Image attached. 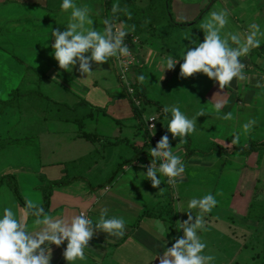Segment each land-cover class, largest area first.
<instances>
[{
    "label": "crops",
    "instance_id": "crops-1",
    "mask_svg": "<svg viewBox=\"0 0 264 264\" xmlns=\"http://www.w3.org/2000/svg\"><path fill=\"white\" fill-rule=\"evenodd\" d=\"M149 1V4L146 6H140L141 4L138 0H133L128 4L129 9L133 10L131 15L142 24L139 25L142 31L137 34V36H134L131 32L129 34L136 40L133 48L135 49L140 46L146 47L144 54L146 61L140 66L139 75H145L147 79L152 81L151 83L162 85L169 84L167 85L168 87L174 84V82L182 83L183 87L187 86L186 83L191 82H195L197 85L204 84L209 79L201 81V79L204 78L203 74H195L192 77L181 78L179 63L173 70L165 71L162 67L158 66L160 59L169 53L180 58L183 46H190L189 40H184L186 34L202 42L203 32L200 30L202 19L206 17L210 11L219 10L221 7L232 10V7L237 6L240 0ZM76 2L78 4H87L91 8L92 16L95 20L94 27L102 29L103 25L100 21L105 19L104 0H76ZM59 5L60 0H0V101H9L11 99V94L16 90L23 93V95L20 96L17 107L8 106L0 112V145H3V148L0 147V156L6 150H11L10 155L15 156L20 163L23 162L21 163L23 166L27 163L26 158H33L31 154L33 149L27 150V148L31 147L35 140H39L38 136L35 134L27 135L25 128H22L16 138L10 135L21 123V105L22 101L26 100V95L28 93L41 94L51 101H63L61 98L65 97L63 99H66V96L69 97L67 94H72V99L68 98L67 100L74 101V97L86 101L90 100V102H85V106L88 108V112H86L85 115L77 117V119H68V121L78 124V130L75 132L74 136L71 137V141H74V138H76L83 139L86 144L91 141L97 142L101 147L100 150H103L102 155L107 158L108 162H111V165L108 166L107 161L104 164V161L101 160L100 150L96 149L90 151H95L99 159L95 161L96 164L94 168L87 172V176H85L84 179L81 177L69 186L55 188L50 198L49 212L54 216L65 214L70 216L74 212L85 211L95 222L99 217L101 209L107 208L109 216H123L126 219L127 224L124 237L117 239L108 237L103 233L95 234L89 242L90 251L86 252V261L77 262V264H159L158 260H154L153 262L152 260L156 255L162 254L164 245L166 247H171L173 241L171 226L167 222L169 217L168 213H166L168 217L155 215L156 210L159 209L162 212L168 207L166 183L169 185V181L166 177H161L162 184L159 186L158 190L161 191L163 188L165 194L162 199L156 203L155 201L158 199L157 197L155 199L156 192H154V188L151 187V182L142 180L143 177H140L142 173H146V168L151 164L152 159V157L148 155L152 145L150 144V138H147V134L149 135V133L146 126L145 128H143L144 126L142 127V138L139 139L137 134L133 132L130 139H121L118 136L119 132L121 133L120 128H118L120 124H117L118 126L114 124L116 127L113 128L114 122L111 119L107 120L105 118L108 117V113L107 111H102L104 107H94L97 105L92 104V101L101 99V101H104V106L108 108L110 103L109 98L114 95H120L117 97L118 100H116V103L109 106V109L111 108L114 112L116 111L123 115V120L129 117L130 113L125 104L126 100L121 98L123 92L121 91L120 93L114 94L116 86L112 72L109 73L107 79H103L101 82V79H99L96 74L89 77L87 80H81L79 79L81 74L77 75L79 72L76 69H73L72 72H66L58 67L57 62L51 55V44L54 43V41L50 38V32L56 29L63 31L66 27L68 15L60 10ZM217 5L221 7H217ZM255 15L253 14L250 18L241 16V25L237 26V28L229 26V30L244 31L247 25L253 21L264 24V17L256 19ZM27 44L38 46L39 49L35 48V52L45 48L46 52L39 51L38 57L36 58L38 62L37 67L45 69V72L33 71L34 69L32 70V68L25 67L23 66L24 64H21L23 60L19 55L23 52H19V50L22 46ZM8 49L12 51V54ZM14 50L16 51L14 52ZM241 59L245 64L244 74L247 79L244 81L233 80L232 83L224 89H229V91L233 89L235 93H229V91L219 93L215 96V101L222 99L225 104L224 107H226L227 110H234L233 113L235 117L231 122L237 127H241L247 119L254 118L256 124L253 128L248 132H244L242 127L241 130L243 136L246 135L244 136L245 139L261 142L264 141V44L258 49H253L248 56L242 57ZM182 62L181 60L180 63ZM108 64L111 66L112 70L113 68L115 70L112 60H110ZM108 64L105 63L100 65V67L105 70L106 66L109 67ZM6 68H8L9 72L5 70ZM95 68L96 66L93 65V69ZM54 69L56 70L53 72ZM30 73H34V75L37 76V82H34L35 78L31 83H29L31 80L27 81L26 77ZM12 74L18 76L12 77ZM11 78H13L14 82L18 81V84H16V82L15 85L12 84ZM76 80L81 81L77 82ZM26 83L33 89L23 88ZM33 83H35L36 87H33ZM212 83L215 84L213 81ZM258 83L261 87H257ZM83 86H85V92L83 91ZM201 89L203 88H200V90ZM149 91L151 92V90ZM183 91L184 92L180 94L185 95L180 97L179 94L174 95L172 91L165 90L164 92L162 91V96L160 98L156 96L157 99L152 97L151 100L159 102L163 108L165 105H168L167 103L165 104V101H171V95H174V97L179 99V104L184 105L183 99L189 94V91ZM59 94H65L66 96H59ZM83 94L85 95L84 98ZM96 96L97 98L95 99ZM163 98L167 99L163 101ZM55 103L56 105L61 104V102L57 101H55ZM127 104H129V102ZM27 105H29V103ZM138 106H140V103ZM39 107L43 112L40 115L42 122L45 124L47 118L54 122L51 109L43 107L42 104H40ZM91 107L99 108V111H97V109L93 111ZM144 108L146 110L147 106ZM144 108L141 109L142 112L145 111ZM182 110L185 111V108H182ZM95 113H98L97 117L101 115V117L104 118H92ZM159 113L160 115L157 114L158 116L165 117L163 112ZM6 116H9V119L3 122ZM113 120L118 123L120 122L119 118ZM88 121L94 123L93 132H88ZM147 123L148 122H146V124ZM154 123V132L159 139V125L156 121H154ZM127 127L129 129L132 128L131 131H136L131 123L130 125L128 124ZM166 127L164 128L166 129ZM144 130L146 132H144ZM98 131L102 134H99ZM47 132L48 130L44 133ZM159 132H162L161 128ZM56 133H59V130ZM84 134L86 138L83 136ZM54 139H56V137L50 136L47 140H42L41 144L44 149L47 150V148H50L51 152H54V146L50 147V145H48L52 144ZM216 146L225 148L220 145ZM245 146V143L241 144V147ZM135 149H137L140 157L134 162L123 165L122 162H120L121 154L125 153L124 161H129L135 157V153H137ZM36 150H38V146H36ZM174 151L175 154L179 156L182 152L185 154L186 149L181 146ZM67 153H70L68 149L61 157L67 156ZM115 153L119 154V156L117 155V161ZM253 154L254 153L249 156L241 155V186H238L241 188L242 196H257L259 194H264V182L262 181L264 175L261 174V166L264 165V158H255ZM78 159L73 160V158H65L63 161L61 160L59 162L71 163L76 162ZM186 160L187 158L185 161ZM114 162H117V170L113 166ZM37 163L39 167H42V163H40L39 160ZM48 164L51 166L52 163L50 162ZM186 166L187 164L185 163V168L187 169ZM64 169L61 170L62 175L58 179L51 181H58L64 177ZM7 170H9V168H7ZM18 170L21 172L25 169L22 167ZM13 171L15 170H11V172L7 171L5 175L15 176ZM29 178H32V176L27 173L18 178L16 177L20 195L24 189L33 187ZM191 181H193V179H188L187 173H184L174 184V190H178L179 188V190L187 192V186H194V183ZM127 186L131 187L130 191H125L127 190ZM230 188L231 192L229 194L232 195L233 188ZM185 194L183 195L188 198L186 204L181 202L179 198L180 193H177V196L175 195L177 203L174 202V205L178 222L187 219V214L185 213L188 211L187 202L195 198H190L191 196L187 195V193ZM172 195L174 198L173 193ZM42 203L40 205H42ZM4 207H13L16 211H19L21 208L13 197L10 189L5 184L0 187V210ZM226 208L228 207L220 210L218 205H216L210 212L211 215H215V217H213L216 221L215 225L220 221L222 224H225L226 228L231 227V224L234 222V212L231 208L230 211L226 210ZM193 212H195V210H193ZM207 218L208 217H205V221H208ZM156 220H160L165 228L169 229L168 232L166 231L163 234H159L155 226ZM28 222L31 223V218H29ZM178 235H182V232L178 233ZM241 238V252H235L229 258L224 257L223 259L227 262H221L220 264H264V213L261 216L247 213L241 215ZM201 239H203V237H201ZM51 248L52 255L50 264H67L63 256L65 245H61L60 247L53 245ZM238 258L241 260H237ZM223 259L221 260L223 261Z\"/></svg>",
    "mask_w": 264,
    "mask_h": 264
},
{
    "label": "clouds",
    "instance_id": "clouds-1",
    "mask_svg": "<svg viewBox=\"0 0 264 264\" xmlns=\"http://www.w3.org/2000/svg\"><path fill=\"white\" fill-rule=\"evenodd\" d=\"M59 7L68 14L66 27L63 31L51 30L50 38L54 41L51 55L60 69L66 72L76 69L86 77L81 80H87L100 71V65L108 64L110 60L118 64L131 63L132 54L125 41L130 32L135 31V25L117 26L105 18L100 21L103 25L101 29L94 27L92 10L87 4H78L76 0H60ZM111 12L113 19L121 12L131 18V13L127 8H121L119 3L113 4ZM229 26V10L221 8L210 11L200 24L202 42L186 34L184 40H189L190 46H183L180 58L169 53L160 59L158 66L165 71L173 70L179 63L181 78L203 74L221 89L229 86L233 80H246L245 64L241 58L264 44V24L250 22L244 31L229 30ZM93 65L96 71H93ZM137 80L144 83L146 77L141 74ZM257 87L261 85L258 83ZM224 106L222 99L212 105L217 119L230 121L232 113H223ZM162 112L167 120V132L172 138L181 139L196 133L197 118L207 115L205 111H199L189 116L177 103L165 105ZM146 121H157V117L148 116ZM255 124L256 120L249 118L241 127L244 132H248ZM146 127L152 130L155 124H146ZM239 140V133H233L231 143L235 145ZM175 148L171 147L168 135L162 136L154 148L150 147L148 155L152 157L151 164L140 177L150 181L152 188H159L161 177L175 184L185 173V163L175 154ZM216 205L217 199L212 193L190 199L187 202L188 211L185 212L187 219L177 222L176 231L182 232V235L173 238L171 247L164 245L162 254L156 255L152 262L212 264L215 257L205 253L207 245L201 239V233L206 231L205 215ZM29 218L31 223L28 222ZM126 224L123 216H109L107 208L101 209L94 222L85 211L74 212L70 216H54L38 202L28 199L19 211L13 207L0 210V264H50L53 245H65L63 256L67 264L84 262L87 259L86 252L90 251L89 242L95 234L103 233L119 239L125 236ZM155 226L159 234L169 230L160 220L155 221Z\"/></svg>",
    "mask_w": 264,
    "mask_h": 264
},
{
    "label": "rangeland",
    "instance_id": "rangeland-1",
    "mask_svg": "<svg viewBox=\"0 0 264 264\" xmlns=\"http://www.w3.org/2000/svg\"><path fill=\"white\" fill-rule=\"evenodd\" d=\"M115 1V2H114ZM138 2L141 4L140 6L144 5L146 6L149 4V0H138ZM114 4L119 3L121 8H127V10L130 13H133V10L129 9V6H127L126 0H113ZM217 7H221L220 5H217ZM223 8V7H221ZM108 9L109 6H108ZM230 26L232 28H237V26L241 25L242 17L250 18L253 14L255 15L256 19L264 17V0H241L238 2L237 6H233L232 10L230 9ZM111 13V12H110ZM122 15L126 18L128 16L124 15L122 12L118 13L117 15ZM232 15V17H231ZM117 25V23H116ZM121 23H119L117 26H120ZM27 38V37H26ZM127 43V42H126ZM130 51H131V58L134 59L132 64L122 67L121 69H118L115 67V70L106 66L105 70H103L99 66V70L96 75L98 76L100 81L102 82L103 79H107L109 77V73L112 72L114 83L116 86L115 93H120L121 91H124V88L128 90V93L132 94V96L135 93V90L142 91L147 98L152 99L156 96L160 98L162 95V91H172L174 95L179 94L180 97L185 94L183 93V90H188L189 94L185 96L183 99L184 105L179 104V99L174 97V95H171V101L166 100L167 98H163V101H165V104H172L177 103L181 106V108H185V111L189 116L195 115L197 112L205 111L207 113L206 116H201L197 118V132L193 133L183 139L181 138H172L171 134L167 132V129L164 127L167 126V120L165 117L158 116L160 115L159 112H162L161 110H158L157 106L155 105H145L140 103V106H138L136 103L135 105L139 107V110L143 109L145 106H147L145 111L139 113V115H135L133 109L131 106H129L128 100L123 97V94H121V98L123 100L125 99V104L127 105V109L129 110V117L123 120V115H121L118 112H114L109 109V106L113 103H116V100H118L117 97L120 95H114L109 98V106L108 108L104 106V101L101 99H97V101H92V104H95L99 107L103 108L102 111H107L108 117H105L107 120H112L113 128L116 126L114 124H120L118 128H120L121 133L119 132L118 136L121 139L128 138L133 135V132L137 134L138 138L143 137V130L142 127L145 128L146 126V117L155 115L157 117L156 123L159 125L158 130L162 132L159 135V139L164 136L168 135L170 139V145L172 148L178 149L181 146H183L186 149L185 154L182 152L179 156L182 158L184 163L187 164V169L185 173L188 175V179H193L194 186L189 185L187 186V192H184L182 190H174V184L169 183L172 193L174 194V202L177 203L176 194L180 193L179 198L181 199V202L183 204H186V201L188 198L185 196L187 195L191 196L190 198H200L205 194L212 193L215 198L217 199V205L220 210L225 209L230 211L231 209L234 212V222L231 224V227L225 226V224H222L220 221H218L217 225L216 221L213 219L215 215H211L210 213L206 214L205 217H208L206 221V231L202 232L203 241L206 243L207 247L205 249V253L209 255H213L215 257L212 264H220L221 262H227L223 258L224 257H230L233 253L241 252V215L247 213L255 216H261L264 213V194H259L257 196H251V195H241V188H239L238 185L241 186V155L238 154H228L224 155L222 153H215L209 156H202L200 154L191 155L188 158L186 157V153H188V150L195 149L198 152H205L211 147H214L216 145H220L225 147L226 150H231L234 146H240L241 144L245 143L246 145L251 142L249 139H245L243 132L241 130V127H237L234 123H232V119L235 117L234 110H227L226 107L222 109L223 113H232V119L230 121H224L216 118L215 112L213 110L212 105L216 102L215 97L219 93H225L229 91V89H221L218 84L212 83V81L207 80L204 84H195V82L186 83L187 86L183 87L182 83L180 82H174L170 87L167 85L162 84H155L151 83L149 79L146 78L144 83H140L137 80V77L140 74V66L143 65L146 61L145 59V46H140L137 48H133L130 43H127ZM35 48L39 49L38 46H32L30 44L24 45L20 48L19 52H23L19 55V57L23 60L21 63L25 67L32 68L33 71H40L45 72V69L38 68V62L36 58L38 57V52L45 51V48L39 50L38 52H35ZM8 51L11 53L12 51L8 49ZM16 50H14L15 52ZM12 54V53H11ZM16 55V54H15ZM113 61V60H112ZM114 65V61H113ZM115 66V65H114ZM49 68V67H48ZM5 70L8 71V68ZM56 69L53 70V72ZM97 68L93 69V71H96ZM32 71V72H33ZM9 72V71H8ZM114 72V73H113ZM116 72V74H115ZM77 75H80L78 73ZM124 76L127 79V83L120 80L119 76ZM18 76V75H16ZM14 74H12V77H16ZM69 76V75H67ZM79 79H85L86 77H83L82 75L79 76ZM115 77V78H114ZM35 78V79H34ZM152 78V77H151ZM27 81L31 80L29 83L32 82L34 79V82H37V76L34 75V73H30L26 77ZM172 79V78H171ZM170 79V80H171ZM204 79H208L206 76L201 79V81H204ZM78 82V80H76ZM12 84L15 85L18 84V81H13V78H11ZM33 87H36L35 83L32 84ZM17 86V85H16ZM23 86V85H22ZM76 87V86H75ZM231 87V86H230ZM23 88H32L27 83L23 86ZM83 91L85 92V86L82 87ZM200 88H203L200 90ZM33 89V88H32ZM129 89H132V93L129 91ZM151 90V92L149 90ZM163 89V90H162ZM92 92V91H89ZM153 93V95H152ZM229 93H235V90H230ZM113 94V93H112ZM157 94V95H156ZM66 96L65 94H59V96ZM69 97L66 96V99L61 98L63 101L58 100H49V98L43 97L41 94L28 93L26 95V100L22 101V110H21V123L17 127V129L10 133L13 137H18L19 132H21L22 128H25L27 135H37L39 140H35L31 147L27 148L33 149L31 151V154L33 155V158H26L27 163L24 164V166L21 164L23 162L17 161L16 157L11 154V150H6L1 156H0V177L5 175L7 171L15 170L13 171V174L18 178L22 176L23 174H31L32 178H29L31 180V183L33 184V187L24 189L21 193V197L24 201L31 199L34 202H38L39 204L43 201V193L41 190V186H44L46 182H52L51 180L58 179L62 175V169L66 168L67 171H71L74 168H77V171L74 170L75 176L80 179L85 176H87V172L92 170L96 164V160L98 159V156L95 154V151L90 152L92 150H100L101 147L99 144L95 141L88 142V144L85 143L83 139H76L74 138V141H71V137L74 136L75 132L78 130V124L75 122L68 121L70 118H76L81 117L88 112V108L85 106V102L90 100H84V99H77V97H74V101L67 100L72 99V94H67ZM159 95V96H158ZM83 94V98H84ZM109 97V96H108ZM187 97V98H186ZM97 96L95 97V99ZM153 98V99H154ZM93 100V99H91ZM160 100V99H159ZM55 101L61 102V104L56 105ZM71 101V102H69ZM74 102V103H73ZM161 102V101H160ZM186 102V103H185ZM29 103V105H27ZM160 106L161 104L157 102ZM42 104L43 107L47 109H51V112L53 113V120L52 122L49 118H47L46 123L44 124L42 122V118L40 119V115L43 113L41 111V108L39 105ZM91 104V103H90ZM107 106V105H106ZM187 106V107H186ZM93 108V111L97 109L99 111V108ZM107 108V109H106ZM188 108V109H187ZM25 110V111H24ZM159 111V112H158ZM25 113V115H24ZM98 113L93 114L92 118H104L99 115L97 117ZM119 118L120 122H115L113 119ZM9 116L5 117L3 119V122L8 121ZM123 120V121H121ZM43 123V124H42ZM130 123L134 126L136 131H131L127 127V125ZM45 125V126H44ZM93 125L94 123L92 121H88V132H93ZM130 127V126H129ZM141 127V128H140ZM160 127V128H159ZM56 128V129H55ZM58 128V129H57ZM42 130V131H41ZM47 133H44L47 131ZM59 130V133H56ZM41 133L39 134V132ZM99 132V131H98ZM144 132H146L144 130ZM44 133V134H43ZM233 133H239L240 140L237 144L233 145L231 143L232 135ZM98 134V133H97ZM99 134H102L99 132ZM131 134V135H129ZM54 136L56 139H54L50 147H53L54 152H51L50 148L47 150L44 149L43 145L41 144L42 140H47L48 137ZM102 136V135H101ZM147 138L149 139V135L147 134ZM264 138V134H263ZM76 139V140H75ZM260 141V140H257ZM216 144V145H215ZM36 146H38V150H36ZM133 146V145H131ZM60 149V150H59ZM68 149V152L65 157H61L62 154H65V151ZM174 149V150H175ZM26 150V151H27ZM117 150V149H116ZM114 150V151H116ZM89 152V153H88ZM100 158L104 161V164L106 161L108 162L107 158L102 155L103 150H100ZM116 154V161L118 159ZM125 153L121 154L120 159L123 165H125ZM253 156L256 158H264V153H254ZM140 157V155H137L136 158ZM65 158H73V160L78 159L76 162L71 163H60L59 161H63ZM187 158V162L185 159ZM40 161L42 163V167L38 166L37 161ZM247 159V158H246ZM99 160V159H98ZM129 160V159H128ZM263 160V159H262ZM52 163L51 166L48 163ZM65 163V164H64ZM111 165V162H108V166ZM114 168L117 170V162L113 163ZM24 168L25 170H22L21 172L18 170L19 168ZM9 168V170H7ZM42 168V169H40ZM261 174L264 175V165L261 166ZM72 172L69 173V177H72ZM129 176V174H128ZM130 177V176H129ZM264 182V177L262 179ZM132 182V181H130ZM216 184V185H215ZM227 185V186H226ZM232 190V195L229 193ZM194 188V189H193ZM127 190L130 191L131 187L127 186ZM238 189V190H237ZM213 190V191H212ZM162 191V192H161ZM161 191L158 190V188L154 189L155 199L157 197L158 200H161L163 195L165 194L164 189L162 188ZM158 193V196H157ZM185 194V195H183ZM176 195V196H175ZM155 204V203H153ZM168 204V202H167ZM166 207V206H165ZM186 207V206H184ZM20 208V207H19ZM231 208V209H230ZM21 209V208H20ZM164 209V208H163ZM165 211H160L159 209L156 210V216H167ZM177 219V218H176ZM168 220V219H167ZM178 220V219H177ZM178 222V221H177ZM244 239V237H243ZM223 259V261L221 260ZM236 260V259H235ZM241 260V259H237Z\"/></svg>",
    "mask_w": 264,
    "mask_h": 264
},
{
    "label": "trees",
    "instance_id": "trees-1",
    "mask_svg": "<svg viewBox=\"0 0 264 264\" xmlns=\"http://www.w3.org/2000/svg\"><path fill=\"white\" fill-rule=\"evenodd\" d=\"M127 1V6L128 4H130L133 0H126ZM113 0H104L103 2V6H104V17L108 18L110 20H112L115 24H124L127 26H132L135 25V31H132L131 33L134 36H137V34H139L142 30L141 27H139V25L141 24L140 21L136 20V18L131 15V18H126L122 15H116L115 19H113V14L111 12L112 6H113ZM108 6L110 9H108ZM109 12V14H108ZM111 12V13H110ZM142 25V24H141ZM23 95L22 92H20L19 90L14 91L11 94V99L9 101H0V112L3 111L4 108L6 107H17L18 103H19V99L20 96ZM123 97H125L131 108L133 109L135 115H139V113L142 112V110H139V107H137L135 105V101H138L139 103L145 104V105H156L158 110H161L162 107L155 101L149 99L146 97V95L142 92V91H137L135 90V93L132 97L129 96L128 92L126 91V89L124 88L123 91ZM86 138V135H83ZM1 148H3V145H0ZM137 152V149H135ZM214 153H222L224 155H228V154H240L243 156H249L252 153H264V141L261 142H255V141H251L249 142L248 145H246L245 147H237L234 146L231 150H226L222 147L219 146H214L211 147L210 149H208L205 152H198L197 150H188V153H186V157L188 158L191 155H202V156H209L212 155ZM137 155H139V153H135V157L129 161H124L125 164H129L131 162H134L137 158ZM74 170L77 171V168L72 169L70 172H72V177H69V171L66 170V168L64 169V177H62L60 180L58 181H52V182H46L45 181V185L41 186V190L43 193V203L41 206H43L45 208L46 211L49 212V203H50V198L52 195V191L55 188H60V187H66L71 185L73 182L79 180L74 173ZM5 184L7 185V187L10 189L13 197L15 198L16 202L18 203V205L23 208L25 205V201L22 199L20 193H19V188H18V184L16 181V177L13 175H3L0 177V187ZM166 188H167V199H168V207H166L165 212L168 213L169 217H168V223L171 226V232H172V236L174 237H178V232L176 230H178V226H177V215H176V208L174 205V198L173 195L171 193V189L168 185V183H166ZM174 242V240L172 241ZM263 263H264V247H263Z\"/></svg>",
    "mask_w": 264,
    "mask_h": 264
},
{
    "label": "built area",
    "instance_id": "built-area-1",
    "mask_svg": "<svg viewBox=\"0 0 264 264\" xmlns=\"http://www.w3.org/2000/svg\"><path fill=\"white\" fill-rule=\"evenodd\" d=\"M125 42L130 43V44L132 45V47H133V45H135V43H136V40H135L132 36L129 35V36L126 38V41H125ZM130 59H131L132 62L134 61V59H132L131 57H130ZM132 62H131V63L118 64L117 62L114 61V65H115V67H117L118 69H121L122 67H126V66L132 64ZM118 76H119V75H118ZM119 78H120V80H122L123 82H126V83H127V79H126L124 76H119ZM126 91L128 92L127 89H126ZM130 92L132 93V89H131ZM128 94H129L130 97H132V94H130V93H128ZM135 103H136L137 105L139 104L138 101H135ZM147 124H148V125H151V124H155V123H154V121H149ZM146 128H147V127H146ZM147 130H148V129H147ZM148 133H149V138H150V144H151L152 147L154 148V147L156 146V143L159 141L158 136H157L156 134H155L154 136H152V135L154 134V129H152V130H148ZM167 180H168V178H167Z\"/></svg>",
    "mask_w": 264,
    "mask_h": 264
}]
</instances>
